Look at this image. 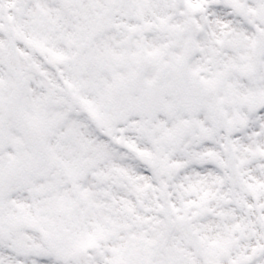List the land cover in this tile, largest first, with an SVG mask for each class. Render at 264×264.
I'll return each instance as SVG.
<instances>
[{
  "label": "snow or ice",
  "instance_id": "obj_1",
  "mask_svg": "<svg viewBox=\"0 0 264 264\" xmlns=\"http://www.w3.org/2000/svg\"><path fill=\"white\" fill-rule=\"evenodd\" d=\"M0 264H264V0H0Z\"/></svg>",
  "mask_w": 264,
  "mask_h": 264
}]
</instances>
